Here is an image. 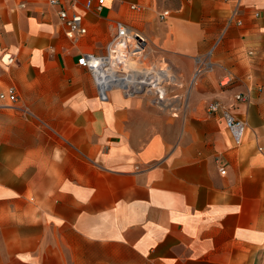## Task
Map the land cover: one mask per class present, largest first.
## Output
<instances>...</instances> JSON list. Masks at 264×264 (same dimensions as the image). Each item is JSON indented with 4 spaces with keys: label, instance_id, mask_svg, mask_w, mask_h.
Instances as JSON below:
<instances>
[{
    "label": "crops",
    "instance_id": "obj_1",
    "mask_svg": "<svg viewBox=\"0 0 264 264\" xmlns=\"http://www.w3.org/2000/svg\"><path fill=\"white\" fill-rule=\"evenodd\" d=\"M75 1L78 39L46 0H0V264H264V0ZM118 21L188 87L169 107L102 99L78 64Z\"/></svg>",
    "mask_w": 264,
    "mask_h": 264
},
{
    "label": "built area",
    "instance_id": "obj_2",
    "mask_svg": "<svg viewBox=\"0 0 264 264\" xmlns=\"http://www.w3.org/2000/svg\"><path fill=\"white\" fill-rule=\"evenodd\" d=\"M52 7L58 9V17L67 30V36L71 39H78L87 34L85 26V17L75 10L76 1L67 3L64 0H46ZM108 0H87L85 6L87 9L95 8L97 12H102ZM121 2V0H115ZM94 3L96 4L94 6ZM25 7L24 3L20 5ZM136 10V6L131 7ZM169 16L168 12L162 15V19ZM259 15H257L258 17ZM233 22V21H230ZM237 25H243L242 21H236ZM148 40L144 34L125 23L116 22L113 27L112 38L103 55L93 53L84 54L78 64L87 69L94 81L96 88L102 99H107L110 91L119 89L127 96L142 95L154 100L156 105H162L166 97L165 83H171L173 78L170 76L168 81L162 80L160 74L155 73L158 69L157 63L150 62L146 69V49ZM9 63H13L14 59L9 57ZM151 73V75L134 77L135 72ZM152 72H154L152 74ZM168 72V70H167ZM172 80V81H171ZM226 82H222V86H228L232 83L231 76L226 77ZM1 100L8 99L15 102L17 96L15 91L2 93ZM235 101L247 105L250 100L247 95L239 94L235 96ZM210 112L216 114L222 111L226 128L232 134L237 145L242 143L243 135L246 129V123L235 117L229 110L215 102L210 106ZM260 152L264 148L259 149ZM225 173V172H223Z\"/></svg>",
    "mask_w": 264,
    "mask_h": 264
},
{
    "label": "rangeland",
    "instance_id": "obj_3",
    "mask_svg": "<svg viewBox=\"0 0 264 264\" xmlns=\"http://www.w3.org/2000/svg\"><path fill=\"white\" fill-rule=\"evenodd\" d=\"M27 1H29V0H27ZM64 1H66L67 3H70V2H74L75 0H64ZM219 44V43H218ZM215 51V50H214ZM213 52V51H212ZM211 56H212V53L209 55V57H208V59H211ZM145 62H146V64L145 65H143V67H145L147 70L148 69H151L150 67H149V65L148 64H150V61H148V60H145ZM148 63V64H147ZM202 66H199V71H201V72H203V73H212L213 71H214V69H215V67L211 64V63H209V62H204V63H202L201 64ZM157 67L158 68H164L165 70H168V73H169V75L173 78L171 81V83H169V82H167V83H165V90H166V97H165V99H164V102L162 103V105L164 104V106L165 107H169L168 105H171L172 104V101H170L171 100V98L170 97H172L171 95H172V93H173V91H175V93H173L174 95H176V93L177 92H186L187 91V86L185 85V83L182 81V78H180L179 76H177L176 74H174L171 70H170V68L168 67V65H166L165 63H157ZM223 81H227L226 80V78L224 79H221L220 80V85H222V82ZM148 98V97H147ZM148 99H150V98H148ZM150 101H152V103L154 104V105H156L155 104V102H154V100H152V99H150ZM210 104V103H209ZM161 105V106H162ZM160 106V105H159ZM182 120V119H181Z\"/></svg>",
    "mask_w": 264,
    "mask_h": 264
},
{
    "label": "bare ground",
    "instance_id": "obj_4",
    "mask_svg": "<svg viewBox=\"0 0 264 264\" xmlns=\"http://www.w3.org/2000/svg\"><path fill=\"white\" fill-rule=\"evenodd\" d=\"M154 72H152V74H153ZM155 73H157V74H160L161 76H162V80H165V81H168L169 80V78H170V75H169V73L167 72V70H165L164 68H158L156 71H155ZM141 74H143V75H141ZM139 75H141V77H144V76H148V75H151V73H144V72H135V74H134V77H136V76H139Z\"/></svg>",
    "mask_w": 264,
    "mask_h": 264
}]
</instances>
